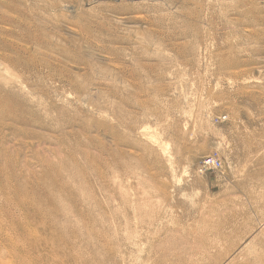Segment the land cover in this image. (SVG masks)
<instances>
[{
  "label": "rangeland",
  "instance_id": "374dc122",
  "mask_svg": "<svg viewBox=\"0 0 264 264\" xmlns=\"http://www.w3.org/2000/svg\"><path fill=\"white\" fill-rule=\"evenodd\" d=\"M0 170V264H259L264 0H0Z\"/></svg>",
  "mask_w": 264,
  "mask_h": 264
},
{
  "label": "bare ground",
  "instance_id": "6f19581e",
  "mask_svg": "<svg viewBox=\"0 0 264 264\" xmlns=\"http://www.w3.org/2000/svg\"><path fill=\"white\" fill-rule=\"evenodd\" d=\"M4 98H5V97H4ZM87 98H88V97H87ZM8 99H9V98H7V100L5 99L6 102L9 101ZM11 99H12V97H11ZM13 99H14V98H13ZM3 100H4V99H3ZM1 101H2V100H1ZM11 101H13V100H11ZM13 102H16V100L13 101ZM11 103H12V102H11ZM13 105H14V103H13ZM8 106H9V104H8ZM11 107H12V106H11ZM13 107H14V106H13ZM13 107H12V108H13ZM15 107H17L16 104H15ZM20 107H21V105H20ZM5 108H6V107H5ZM21 108H22V107H21ZM21 108H20V110H21ZM14 109H15V108H14ZM10 110H11V109H10ZM12 110H13V109H12ZM24 110H25V109H24ZM27 110H28V109H26V111H27ZM18 112H19V111H18ZM22 112H24V111H23V108H22ZM6 113H7V112H6ZM19 113H21V112H19ZM29 113H30V112H29ZM8 114H9V112H8ZM8 114H7V115H8ZM13 114H14V112H13ZM25 114H26V113H25ZM27 114H28V113H27ZM20 115H21V114H20ZM13 116H14V115H13ZM7 118H8V117H7ZM13 118H14V117H13ZM13 118H12V119H13ZM21 120H22V118L20 119V123L22 122ZM23 121L25 122L24 118H23ZM26 121H27V120H26ZM28 123H29V122H28ZM22 124H23V123H22ZM24 124H25V123H24ZM24 124H23V126H24ZM9 125H10V123H9ZM27 125H28V124H27ZM30 125H31V124H30ZM49 170H50V169H49ZM0 171H1V170H0ZM1 172H2V171H1ZM1 172H0V173H1ZM42 179H43V178H42ZM10 180H11V179H10ZM1 182H2V181H1ZM2 186H4V185L2 184ZM13 188H14V187H13ZM17 188H18V187H17ZM2 189H3V188H2ZM12 190H15V188L12 189ZM2 191H3V190H2ZM3 192H4V191H3ZM4 193H6V192H4ZM15 193H16V192H15ZM2 194H3V193H2ZM10 195H11V194H10ZM20 195H21V194H20ZM12 196H13V195H12ZM21 196H22V195H21ZM21 198H22V197H21ZM13 199H15V198H13ZM16 200H17V199H16ZM16 200H15V201H16ZM25 201H26V200H25ZM50 201H51V200H50ZM17 202H19V201H17ZM40 202H41V201H40ZM25 204H26V202H25ZM28 205H29V204H28ZM33 206H34V205H33ZM33 206H32V207H33ZM19 207H20V206H19ZM21 208H22V206H21ZM29 208H30V207H29ZM35 209H36V208H35ZM35 209H33V210H35ZM21 210H22V209H21ZM30 210H31V209H30ZM24 212H25V211H24ZM26 213H27V212H26ZM29 214H30V212H29ZM36 214H37V212H36ZM39 214L41 215L42 213H39ZM31 216H32V215H31ZM34 216H35V215H34ZM34 216H33V217H34ZM0 217H1V216H0ZM13 218H15V217H13ZM25 218H26V217H24V219H25ZM27 218H28V216H27ZM29 218H30V217H29ZM41 218H42V216H41ZM6 219H7V218H6ZM8 219H9V218H8ZM11 219H12V218H11ZM18 219H20V218H18ZM32 219H33V218H32ZM35 219H36V218H35ZM12 220H13V219H12ZM16 220H17V219H16ZM16 220H15V221H16ZM22 220H23V219H21V221H22ZM37 220H38V219H37ZM5 221H7V220H5ZM5 221H4V222H5ZM10 221H11V220H10ZM41 221H42V220H41ZM24 222L27 223V220L25 219ZM24 222H23V223H24ZM38 222H39V221H38ZM7 223H8V222H7ZM18 223H19V222H18ZM20 223H21V222H20ZM39 223H40V222H39ZM24 224H25V223H24ZM2 225H3V224H2ZM9 225H10V224H9ZM26 225H27V224H26ZM37 225H38V224H37ZM37 225H36V226H37ZM19 226H20V225H19ZM21 226H22V225H21ZM47 226H48V225H47ZM2 227H3V226H2ZM22 227H23V226H22ZM22 227H21V228H22ZM24 227H25V225H24ZM26 227H27V226H26ZM26 227H25V228H26ZM29 227H30V226H28V228H29ZM34 227H35V225H34ZM37 227H38V226H37ZM48 227H49V226H48ZM5 228H6V227L4 226V229H5ZM35 228H36V227H35ZM1 229H2V228H1ZM39 229H41V228H39ZM27 230H30V229H27ZM10 231H12V230H10ZM17 231H18V230H17ZM22 231H23V230H22ZM0 232H1V231H0ZM23 232H24V231H23ZM26 232H27V231H26ZM40 232H41V231H40ZM42 232H43V231H42ZM17 233H18V232H17ZM34 233H35V232H34ZM4 234H5V233H4ZM13 234H14V233H13ZM21 234H22V233H21ZM29 234L33 235L32 233H29ZM39 234H40V233H39ZM43 234H45V233H43ZM5 235H6V234H5ZM48 235H49V234H48ZM6 236H7V235H6ZM8 236H9V235H8ZM8 236H7V237H8ZM19 236L22 237V236L20 235V233H19ZM23 236H24V235H23ZM33 236H35V235H33ZM38 236H39V235H38ZM35 237H37V236H35ZM35 237H34V238H35ZM43 237H44V236H43ZM30 238H31V237H30ZM54 238H55V237H54ZM40 239H41V238H40ZM11 240H13V238L10 239V241H11ZM47 240H48V239H47ZM32 241H34V240H32ZM0 242H1V241H0ZM24 242H25V241H24ZM24 242H23V243H24ZM43 242H44V241H43ZM1 243H2V242H1ZM3 243H7V242H3ZM9 243H10V242H9ZM9 243H8V244H9ZM13 243H14V242H13ZM25 243H26V242H25ZM27 243H28V242H27ZM37 244H38V243H37ZM39 244H40V242H39ZM48 244H49V243H48ZM32 245H33V244H32ZM41 245H42V244H41ZM21 246H22V245H21ZM44 246H45V245H44ZM7 247H8V245H7ZM7 247H6V248H7ZM18 247H19V246H18ZM38 247H39V246H38ZM41 247H42V246H41ZM48 247H51V246L48 245ZM0 248H1V246H0ZM19 248H20V247H19ZM19 248H18V249H19ZM25 248H26V247H25ZM43 248H44V247H43ZM8 249H9V248H8ZM8 249H7V250H8ZM29 249H30V245H29ZM41 249H42V248H41ZM44 249H45V248H44ZM240 249H241V248H240ZM22 250H23V248H22ZM22 250H20V251H22ZM25 250H26V249H25ZM27 250H28V249H27ZM31 250H32V249H31ZM51 250H52V249H51ZM18 251H19V250H18ZM23 251H24V250H23ZM33 251H34V253H35L36 250H33ZM44 251H45V250H44ZM44 251H42V252H44ZM49 251H50V250H49ZM6 252H7V251H6ZM6 252H5V253H6ZM47 252H48V250H47ZM47 252H46V253H47ZM54 252H55V251H54ZM2 253H3V252H2ZM8 253H9V252H8ZM25 253H26V252H25ZM48 253H49V252H48ZM55 253H56V252H55ZM6 254H7V253H6ZM6 254H4V255H6ZM20 254L22 255L23 253H20ZM37 254H38V252H37ZM41 254H43V253H41ZM44 254H45V252H44ZM49 254H50V253H49ZM53 254H54V253H53ZM60 254H61V253H60ZM207 254H208L207 252L200 253V254L198 255V258H197V259L199 260L198 262L205 263V261H206L207 258H208ZM29 255H30V254H29ZM9 256H10V255H9ZM12 256H13V254H12ZM0 257H2V256H0ZM4 257H5V256H4ZM16 257H17V256H16ZM23 257H24V256H23ZM26 257H28V256H26ZM9 258H10V257H9ZM18 258H19V257H18ZM33 258H35V256H33ZM33 258H29V259H33ZM36 258H37V257H36ZM3 259H4V258H3ZM14 259H15V258H14ZM39 259H40V257H39ZM39 259H38V261H39ZM45 259H46V258H45ZM4 260H6V259H4ZM17 260H19V259H17ZM20 260H22V259H20ZM24 260H25V259H24ZM43 260H44V259H43ZM256 260H257V262H258L259 264H264V251L261 252L260 254H257V255H256ZM12 261H13V259H12ZM36 261H37V260H36ZM38 261H37V263H38ZM3 262H4V261H3ZM7 262H8V261H7ZM14 262H16V261H14ZM30 262H31V260H29V263H30ZM34 262H35V261H34ZM41 263H42V261H41ZM58 263H59V262H58ZM8 264H11V263L9 262ZM15 264H16V263H15ZM21 264H22V263H21ZM23 264H24V263H23ZM56 264H57V263H56Z\"/></svg>",
  "mask_w": 264,
  "mask_h": 264
},
{
  "label": "built area",
  "instance_id": "2783aa9c",
  "mask_svg": "<svg viewBox=\"0 0 264 264\" xmlns=\"http://www.w3.org/2000/svg\"><path fill=\"white\" fill-rule=\"evenodd\" d=\"M221 167V162L216 153L208 155L204 158L200 165V171L206 172L210 170H217Z\"/></svg>",
  "mask_w": 264,
  "mask_h": 264
}]
</instances>
